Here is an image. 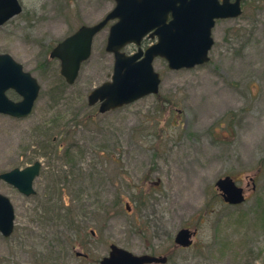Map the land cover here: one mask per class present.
<instances>
[{"label": "rangeland", "instance_id": "1", "mask_svg": "<svg viewBox=\"0 0 264 264\" xmlns=\"http://www.w3.org/2000/svg\"><path fill=\"white\" fill-rule=\"evenodd\" d=\"M21 2L23 14L0 27V53L40 92L27 118L0 115V173L42 166L34 196L0 182L21 234L13 264L27 252L44 264H99L111 244L166 264H264V0H244L241 15L216 24L209 62L172 70L156 58L158 93L104 114L87 97L111 79V23L71 85L49 53L114 1ZM224 176L244 188V203L223 204ZM182 228L197 231L190 248L174 243ZM7 249L0 236V264Z\"/></svg>", "mask_w": 264, "mask_h": 264}, {"label": "water", "instance_id": "2", "mask_svg": "<svg viewBox=\"0 0 264 264\" xmlns=\"http://www.w3.org/2000/svg\"><path fill=\"white\" fill-rule=\"evenodd\" d=\"M0 25L20 12L17 0H0ZM219 4L218 0H114V8L98 23L81 26L76 32L59 42L50 52V58L60 60V73L68 84H73L80 65L91 53L94 36L109 21L116 20L109 28L105 50L114 55L111 80L102 83L88 95V105L100 102L99 112L130 104L144 96L156 94L160 77L153 68V60L162 57L172 70L190 69L208 62L212 47L211 30L215 19L234 18L241 14L239 3ZM171 20L168 21V15ZM156 35L157 42L145 50L140 43L148 34ZM138 49L134 54L122 52L128 44ZM13 89L22 97L19 102L11 101L6 91ZM39 84L31 74L8 54H0V113L17 118L29 116L39 93ZM40 162L22 170L13 169L0 174V178L13 185L26 197L34 194L33 180L39 175ZM215 186L223 200L231 205L244 202V192L229 176L220 178ZM0 208L7 209L0 216V230L5 235L13 229V211L9 200L0 195ZM196 230L182 228L174 236L180 248L193 244ZM167 257L134 255L116 245L110 246L108 255L100 264H165Z\"/></svg>", "mask_w": 264, "mask_h": 264}, {"label": "flooded vegetation", "instance_id": "3", "mask_svg": "<svg viewBox=\"0 0 264 264\" xmlns=\"http://www.w3.org/2000/svg\"><path fill=\"white\" fill-rule=\"evenodd\" d=\"M18 1V4H19V6H20V12L18 13V14H15L14 16H12L11 18H9L4 24H2V25H0V27L1 26H3V25H5V24H7L11 19H13L14 17H17V16H19V15H22L23 14V12H24V6H23V3L21 2V0H17ZM223 1H226V3H230V4H232V3H234L235 2V0H218V3L221 5V4H223L224 2ZM0 2H3V1H0ZM243 2H244V0H241L240 1V3H239V7H240V10H241V13H242V11H243ZM232 19H234V18H223V19H217L216 21H215V24H214V27H213V29L215 28V26H216V24L218 23V22H221V21H227V20H232ZM171 20V15L169 14L168 15V21H170ZM213 29H212V33H213ZM156 41V35H152L151 33L147 36V37H145L143 40H142V43H141V46L145 49L146 47H148V46H150V45H152L154 42ZM214 45V44H213ZM1 54H6V53H1ZM55 60V59H54ZM22 66V65H21ZM22 68H23V66H22ZM24 70V69H23ZM25 71V70H24ZM7 97L11 100V101H13V102H19V101H21L22 100V97L20 96V95H18L14 90H9V91H7ZM0 115H3V116H7V115H5V114H0ZM53 142H55V141H53ZM35 161H33V162H31V163H29L27 166H25V167H23V168H19V169H24V168H26V167H28V166H31L33 163H34ZM13 169H15V168H13ZM13 169H11V170H13ZM11 170H9V171H11ZM9 171H5V172H2V173H0V174H3V173H6V172H9ZM40 171H41V169H40ZM40 175V174H39ZM38 177V176H37ZM36 177V178H37ZM36 178L33 180V183H32V188H33V190H34V192H35V188H34V181L36 180ZM0 182H2V183H4V184H6V185H8V186H10L11 188H13V189H15L19 194H21L13 185H10L9 183H7V182H5L4 180H2L1 178H0ZM36 193V192H35ZM35 193L34 194H32V195H30V196H34L35 195ZM0 195L1 196H4V197H6L8 200H9V202L11 203V205H12V211H13V229H12V232H11V234H9L8 236H5L2 232H1V230H0V236H1V238H3V240H5L6 242H7V246H8V249H7V256H8V258H9V262L7 263V264H13V259H14V240L17 238V237H19V238H21L20 236H21V234H20V232L19 233H17L16 231H15V220L17 219L16 217V212H15V209H14V207H13V204H12V202H11V200H10V198L9 197H7V196H5V195H3L2 193H0ZM22 195V194H21ZM220 195V194H219ZM22 196H24V195H22ZM24 197H26V196H24ZM220 197H221V200H222V202H223V204H225V205H229V204H227L224 200H223V198H222V196L220 195ZM26 198H28V197H26ZM7 215V209L6 208H0V216H6ZM93 233V232H92ZM29 234H25V236H24V238L25 239H28L29 238ZM23 240V239H22ZM140 255H153L152 253H144V254H140ZM38 256H40L39 254H38ZM23 263H25V264H44V262H43V260L42 259H40V258H36V256L34 255V254H32V253H26L25 254V259H24V262H22V264ZM100 264V263H99Z\"/></svg>", "mask_w": 264, "mask_h": 264}]
</instances>
